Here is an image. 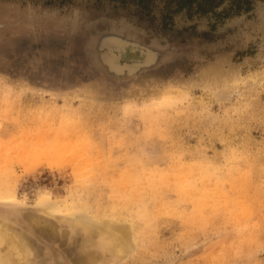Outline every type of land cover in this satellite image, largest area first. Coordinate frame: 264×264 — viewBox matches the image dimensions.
Wrapping results in <instances>:
<instances>
[{"label":"rangeland","instance_id":"1","mask_svg":"<svg viewBox=\"0 0 264 264\" xmlns=\"http://www.w3.org/2000/svg\"><path fill=\"white\" fill-rule=\"evenodd\" d=\"M192 1L0 0V220L37 248L21 264L112 263L46 195L127 222L120 264H264V0Z\"/></svg>","mask_w":264,"mask_h":264},{"label":"bare ground","instance_id":"2","mask_svg":"<svg viewBox=\"0 0 264 264\" xmlns=\"http://www.w3.org/2000/svg\"><path fill=\"white\" fill-rule=\"evenodd\" d=\"M134 55H135V53H134ZM147 56H149V55H147ZM147 60H149V59H147ZM133 67H134V65H133ZM116 72H118V71H116ZM262 78H264V76H257L255 78V80H256V82H259ZM170 101H171V99L168 96L165 97V99L162 100L163 103L166 102L165 104H167ZM169 176H170L169 174H163L162 177L160 178V180H157V182L155 181V183H154V180H151L152 185L157 187V185L166 184L167 181H169ZM8 189H9V187H8ZM3 191H5V190H3ZM11 191L7 190L6 192H9V193H6V194L0 193V196H1L0 199L1 198L5 199L6 197L7 198L9 197V199L10 198H16V197H14L12 195ZM135 193H137V192H135ZM154 194H157V190H155ZM152 196H153V194H152ZM9 199H8V201H9ZM137 199H138V196H137ZM5 200L7 201V199H5ZM38 204H40V206L42 207L41 210L44 212V214L45 213L46 214H52V213L60 212L61 213L60 217L63 214L62 217L69 219L73 224L77 225V227L81 228L82 230H84L86 233H88L92 237H98L99 236L102 239V246L104 247L105 253L108 256L112 257V263L111 264H120L127 256L133 255L134 252H136L135 250H136V247H137V244H138L137 240L133 237L134 235H131L130 227L128 226L127 222H124V221L120 220V218L118 216H116V217L113 216V217H110V218H103V216L102 217L95 216L94 214H91L89 211H87V209L85 211L82 207H81L82 208L81 209V208H78V206H75V205L72 206V207L70 206V207L64 208L65 207L64 204H62L64 206L63 207L62 205L58 204L56 201L50 199V197H48L47 195L44 196L41 199L40 203L38 202ZM41 207H39V208H41ZM114 209H115V207H114ZM139 210H140V208H139ZM93 212H94V210H93ZM56 215H57V213H56ZM46 222H48V221H46ZM46 224H48V223H46ZM45 225L42 226V228L43 227L45 228ZM53 225H52V228H49V226H47V227L51 231H53L54 228L57 229L56 227L53 228ZM21 231H23V230H21ZM54 231L57 232L56 230H54ZM25 232L26 231H24V234H25ZM21 234H22V232L20 233V231H18V229L15 228L14 226H12L11 224H9L8 222H6L4 220H0V264H21L24 261L28 260V257L31 255L32 250H36L37 249L36 246H34L36 249H32L31 250L28 245H30L29 243H32V242L28 241V243H27V241L25 240L24 237H22ZM62 234L63 233H61V235ZM136 234H137V232H136ZM63 235L65 236V234H63ZM137 238H138V236H137ZM64 239H66V238H64ZM141 244H142V242H141ZM30 246H32V245H30ZM96 251H97V249H96ZM91 252H92V250H91ZM97 253L98 252H95V253H93V252L90 253L89 252V253H87L88 257H90L89 261H88L89 264H99L98 258H101V257H98ZM87 254H86V257H87ZM82 257H84V256H82ZM86 257H84L85 260H86ZM43 258H46V257H43ZM39 261L42 262V259L39 260ZM34 263L37 264L36 262H34ZM34 263H32V264H34ZM82 264H84V262ZM86 264H87V262H86Z\"/></svg>","mask_w":264,"mask_h":264},{"label":"water","instance_id":"3","mask_svg":"<svg viewBox=\"0 0 264 264\" xmlns=\"http://www.w3.org/2000/svg\"><path fill=\"white\" fill-rule=\"evenodd\" d=\"M107 35H108L107 38H109V44L113 49L115 48L118 50L123 49L128 43L126 40H124L122 34L119 32L112 31ZM116 58H117L116 54L113 53L111 54V57H109L111 61H116ZM138 59L142 60L143 57H139Z\"/></svg>","mask_w":264,"mask_h":264},{"label":"trees","instance_id":"4","mask_svg":"<svg viewBox=\"0 0 264 264\" xmlns=\"http://www.w3.org/2000/svg\"><path fill=\"white\" fill-rule=\"evenodd\" d=\"M191 1H192V0H191ZM189 2H190V0H189ZM192 2H193V1H192ZM182 7H183V5H180V6H179V8H182ZM179 8H178V9H179Z\"/></svg>","mask_w":264,"mask_h":264}]
</instances>
